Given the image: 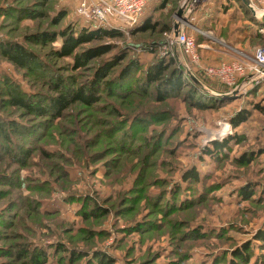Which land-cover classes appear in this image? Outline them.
Masks as SVG:
<instances>
[{
    "label": "rangeland",
    "instance_id": "374dc122",
    "mask_svg": "<svg viewBox=\"0 0 264 264\" xmlns=\"http://www.w3.org/2000/svg\"><path fill=\"white\" fill-rule=\"evenodd\" d=\"M78 1L0 0V44L20 43L37 58L28 70L0 52V264H26L23 247L46 252L44 264H229L233 252L251 242L250 264H264V239L257 238L264 233L263 82L217 92L224 84L170 45L176 25H184L212 47L199 49L209 64L227 59L231 42L239 52L255 54L264 48L259 37L264 30H251L246 14L229 16L232 9L221 16L222 0H148L146 14L134 25L108 26L120 30V38L82 45L78 51L103 43L112 50L74 70L72 58L54 53L61 40L45 43L35 37L87 23L77 14ZM246 6L263 20L264 0ZM60 10L67 15L55 24ZM146 18L154 27L140 30ZM154 45L201 90L230 100L200 110L191 105L187 87L164 101L141 90L103 87L96 103H74L58 118L11 105L10 98L20 94L17 87L27 96L55 95L54 76L74 88L109 63L104 80H114L133 59L144 70ZM164 45L174 55H162L158 49ZM243 109L250 116L234 127L231 119ZM224 123L229 131L222 140L236 138L214 158L202 155L204 146L222 141L214 132ZM6 130L10 144L2 137ZM18 145L31 150L28 159L19 156L25 149L15 151ZM244 154L250 162L238 160ZM191 168L201 179L182 182ZM244 186H250L248 200L241 197Z\"/></svg>",
    "mask_w": 264,
    "mask_h": 264
},
{
    "label": "trees",
    "instance_id": "16d2710c",
    "mask_svg": "<svg viewBox=\"0 0 264 264\" xmlns=\"http://www.w3.org/2000/svg\"><path fill=\"white\" fill-rule=\"evenodd\" d=\"M223 2H225V4H223ZM149 3L147 2V5L145 7V14L148 10ZM219 4H221L222 6L220 7V9L222 10L220 13L221 16H226L229 9H232L233 11L229 14V16L234 14L233 12L235 11L237 13L246 14L252 22V25L250 26L251 30H264V17L262 21H258L252 15L251 11L245 5L243 0H222L221 2H219ZM164 6L165 4L163 5V7ZM66 15L67 12L65 10H60V12H58L54 17V23L58 24ZM222 18H220L219 20L222 22L223 20L224 22L227 21V19H225L224 17ZM145 20L146 21L143 22L144 24L140 27V30L146 31L154 27V24L149 19L146 18ZM216 24L222 25L219 22H217ZM121 36L122 32L118 29L110 28L107 25L99 23L93 24L92 22H87L78 27L69 25L57 31H45L40 35H36L35 38L45 43L61 40V45L54 51L55 55L61 58H72V68L74 70H78L79 68L86 67L92 59L100 57L112 50L111 44L103 43L94 47H88L83 51H78V49L82 45L89 44L95 41H103L104 39H116L120 38ZM259 37L264 40V31H262L261 33L259 32ZM195 38L198 43L207 41L203 38V36L200 35L196 36ZM230 44L242 50L237 43L231 42ZM0 52L8 61L13 63L14 65L21 68H28V70L30 68L32 69L37 59L36 55L32 51H30L20 43H1ZM244 52L247 54H251L248 51ZM157 53H159V51H156L154 45V47L151 49V52L149 53L150 58L147 61L148 66L146 67V69L140 70L141 61L133 59L123 66V69L119 71L114 80H104V72L106 73L108 70H111L112 66L110 65V63L105 66H99L96 69L95 77L90 79V81L81 82L79 83V85L77 84L74 88L64 87L66 86L65 79L60 76H54L52 78V84L55 89L52 90L56 92L55 95L38 94L36 96H27L23 93V91L19 89V87H17L20 94H16V96L13 95L10 98L11 105L20 107L25 111L30 112V114H39V116L43 117L54 115L53 117L58 118L70 105L74 103L81 102L87 105L96 103L100 99L97 94L100 91V88L102 89L103 87L111 92H119V90H122L120 92H123L127 91V89L128 92H130L131 90H141L146 95L152 93L157 101H164L168 98L178 96L182 92V90L187 87L186 92L189 91L187 95L191 105L200 110H207L212 108L215 109L220 106L222 102L224 103L230 100L231 97L221 98V96H216L213 93L211 94L210 92H207L203 89L201 90L200 87L196 86L185 77L182 69L175 66V63L171 59L165 58L160 54L158 55ZM225 60L226 59H222L220 61ZM226 61H229V59H227ZM116 64L117 63L113 64V66ZM135 70H138L136 71L138 72L136 73L137 77L142 74L140 78H137L136 74H134ZM6 83L7 85H10L11 81L7 79ZM219 90L220 91L217 90V92L223 93L227 92L229 88L224 85V88ZM255 106L256 108H261V106H259L258 104H256ZM249 116L250 110H240L236 112L232 117V124L234 125V127H236L243 123L246 119H248ZM13 125V127L11 126L13 132H17V129H15V127H18V124L13 122ZM20 126L22 127V125ZM29 128L24 132L29 131ZM10 134L11 133L7 130L4 131V133L2 132V137L9 144L12 141V139L10 138ZM234 138H236V135L222 141H212L209 145L202 148L201 153L202 155L214 158L216 156V153L224 148H227ZM20 149L23 150L25 148H22L18 145L15 151ZM30 151V149H25V154H20L19 156L21 157V159H28V157L32 154L30 153ZM251 159L252 158L247 154L238 157V160L242 163L250 162ZM200 179L201 174L197 170V168H191L184 172L181 180L182 182H197ZM182 182L181 184H184ZM249 187L250 186H244V188L242 189L243 191L241 197L243 198V200H248L252 196ZM263 237L264 233L259 232L257 238L264 239ZM251 244L252 242L245 243L241 247H238L233 252V259L230 260L229 264H240V262L250 264L252 259V255L250 253ZM20 255L26 258V264H30L29 262H31V264H44L46 262V258L48 257L47 253L44 251L36 253L34 251L31 252V250L25 249L24 247L21 249Z\"/></svg>",
    "mask_w": 264,
    "mask_h": 264
},
{
    "label": "built area",
    "instance_id": "2783aa9c",
    "mask_svg": "<svg viewBox=\"0 0 264 264\" xmlns=\"http://www.w3.org/2000/svg\"><path fill=\"white\" fill-rule=\"evenodd\" d=\"M148 0H79L77 14L86 22H97L110 27H127L137 23L142 17ZM170 45H176L188 57L191 64L200 66L204 74L226 85L231 92L241 91L249 84L264 83V48L255 54L240 52L229 61L216 65H201L200 48L207 45L198 43L194 35L187 33L184 25L171 34ZM162 55H174L172 48H159ZM229 124L214 132L220 140L228 134ZM215 138V136H214Z\"/></svg>",
    "mask_w": 264,
    "mask_h": 264
},
{
    "label": "crops",
    "instance_id": "0c3cea01",
    "mask_svg": "<svg viewBox=\"0 0 264 264\" xmlns=\"http://www.w3.org/2000/svg\"><path fill=\"white\" fill-rule=\"evenodd\" d=\"M189 34H190V33H189ZM206 42H207V43H205V42H200L201 44H205V45H207V47H205V48H204V47H203V48H200V51L203 50V49H204V50H206V49H211V50H213L212 47L209 45L208 41H206ZM227 45H228V44H227ZM230 46H231V45H229L228 48H231V49H230V53H231V54H230V55L228 56V58H227V59H229V60H231L232 58H234V56L238 55V53L241 52V51H240V52L238 51V50H240V49H238L237 47H232V46L230 47ZM234 48H235V49H234ZM233 50L236 51V54L234 53ZM208 51H209V50H208ZM222 52H223V51H222ZM223 53L225 54V52H223ZM233 53H234V54H233ZM200 57H201V55H200ZM227 59H226V60H227ZM226 60H225V61H226ZM220 62H222V61H216V62H213V63L204 64V63L202 62V60H201V65H203V66H206V65H216V64H218V63H220Z\"/></svg>",
    "mask_w": 264,
    "mask_h": 264
},
{
    "label": "water",
    "instance_id": "95a60500",
    "mask_svg": "<svg viewBox=\"0 0 264 264\" xmlns=\"http://www.w3.org/2000/svg\"><path fill=\"white\" fill-rule=\"evenodd\" d=\"M243 1H244V3H245L246 5L249 6V4H250V0H243ZM178 28H179V26L176 25V29H177V30H178ZM192 78H193L197 83H200L199 80H198L195 76H192ZM234 92H236V91H234Z\"/></svg>",
    "mask_w": 264,
    "mask_h": 264
}]
</instances>
